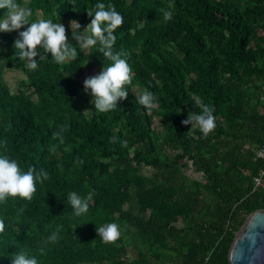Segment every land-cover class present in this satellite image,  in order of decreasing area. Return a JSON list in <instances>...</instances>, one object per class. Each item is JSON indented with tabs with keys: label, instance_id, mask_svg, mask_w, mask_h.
I'll use <instances>...</instances> for the list:
<instances>
[{
	"label": "trees",
	"instance_id": "trees-1",
	"mask_svg": "<svg viewBox=\"0 0 264 264\" xmlns=\"http://www.w3.org/2000/svg\"><path fill=\"white\" fill-rule=\"evenodd\" d=\"M97 2L123 16L115 48L130 54L135 74L114 112H95L84 92V74L110 63L95 49L62 66L49 54L32 71L15 57L18 33H0V140L23 170L49 174L31 202L0 204L7 233L0 264L22 248L40 264H228L247 216L264 210V179L254 188L264 168L255 156L264 147V0H174L169 22L160 12L169 0H19L33 20L62 23L74 46L70 21L83 31ZM7 71L23 75L14 90ZM144 88L159 101L150 114L136 101ZM196 98L215 108L217 127L207 139L181 123L200 112ZM64 124L59 145L52 134ZM72 191L94 194L87 215H73ZM104 223L120 225L115 245L98 237ZM58 226L59 242L40 255Z\"/></svg>",
	"mask_w": 264,
	"mask_h": 264
},
{
	"label": "clouds",
	"instance_id": "clouds-1",
	"mask_svg": "<svg viewBox=\"0 0 264 264\" xmlns=\"http://www.w3.org/2000/svg\"><path fill=\"white\" fill-rule=\"evenodd\" d=\"M71 3L74 5L75 0H71ZM174 6V0H169L168 10L160 9L164 22L173 19ZM0 10L4 11V16L0 18V33H18V38L13 42L15 57L20 61H26L29 70H37L42 61L48 60L49 54L52 62L62 66L75 61L79 52L85 54L92 49L110 61L99 74L86 77L83 81L84 92L86 95H91L95 112L107 114L116 111L118 102L127 99L128 89L135 87L133 84L135 74L128 63L130 54L123 49L115 48L117 42L115 33L122 27L124 18L113 4L97 2L92 9L87 10V15L92 19L83 31L78 21H70L71 39L78 47L69 41L66 35L67 29L62 23L54 22L53 19L33 20L32 9L19 3V0H0ZM4 62L6 61L0 59V63ZM84 62L87 65L89 61L85 59ZM136 101L149 114L159 106L158 97L147 88L136 96ZM195 102L200 112H189L187 119L181 123L185 126L190 124L191 128H198L202 137L207 139L217 127L215 108L204 104L199 98H196ZM67 131V124L60 126L53 132L52 140L58 141L59 145L65 144ZM111 142L116 143L117 138L111 137ZM121 143L123 147H127L126 141ZM59 145H51L50 151L55 153ZM8 151L7 140H0V204L7 203L10 198L31 202L37 192V186L47 181L49 174L43 168L37 169L35 166L23 170L19 161L12 158ZM93 195L89 192L82 196L76 191L67 194L66 202L71 206L75 217L88 214ZM96 232L106 245H115L122 237L120 225L117 223H104L96 227ZM59 233L58 226L41 242L40 255L45 254L48 245L59 242ZM6 234V224L0 219V237ZM9 258L11 264H40L36 255L30 254L29 250L23 248L11 253Z\"/></svg>",
	"mask_w": 264,
	"mask_h": 264
},
{
	"label": "water",
	"instance_id": "water-1",
	"mask_svg": "<svg viewBox=\"0 0 264 264\" xmlns=\"http://www.w3.org/2000/svg\"><path fill=\"white\" fill-rule=\"evenodd\" d=\"M228 264H264V210L247 216L230 246Z\"/></svg>",
	"mask_w": 264,
	"mask_h": 264
},
{
	"label": "rangeland",
	"instance_id": "rangeland-1",
	"mask_svg": "<svg viewBox=\"0 0 264 264\" xmlns=\"http://www.w3.org/2000/svg\"><path fill=\"white\" fill-rule=\"evenodd\" d=\"M84 29V28H83ZM86 77H89L88 74H84L83 79H85ZM4 82L7 84V86L11 89L14 90L16 88L17 82L23 78V75L19 72H15V71H7L4 74ZM186 174L188 171V174L190 175L189 177L192 178H198L200 177V175L198 173H194L191 170H188V168L185 170ZM142 173L146 176L150 175L152 172L150 169H146L143 168L142 169Z\"/></svg>",
	"mask_w": 264,
	"mask_h": 264
},
{
	"label": "built area",
	"instance_id": "built-area-1",
	"mask_svg": "<svg viewBox=\"0 0 264 264\" xmlns=\"http://www.w3.org/2000/svg\"><path fill=\"white\" fill-rule=\"evenodd\" d=\"M256 158L257 159H260L263 161L264 163V147L263 148H260L256 151V154H255ZM264 179V168L263 170L254 178V188H257L262 180Z\"/></svg>",
	"mask_w": 264,
	"mask_h": 264
}]
</instances>
